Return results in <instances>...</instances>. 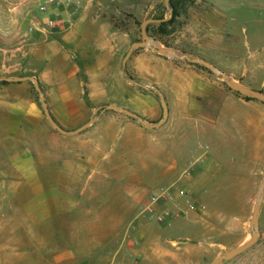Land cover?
<instances>
[{
    "label": "rangeland",
    "instance_id": "1",
    "mask_svg": "<svg viewBox=\"0 0 264 264\" xmlns=\"http://www.w3.org/2000/svg\"><path fill=\"white\" fill-rule=\"evenodd\" d=\"M42 1L0 0V28L13 22L28 33L14 39V55L0 51V77L39 79L53 118L67 131L96 121L77 135L62 134L48 121L34 82H0V264H116L123 245L144 242L143 220L137 218L141 201L169 183L172 163L183 169L195 158L168 157L160 130L116 111L101 114L102 109L146 112L147 121L155 107L159 118L147 121L155 124L164 110L150 91H160L169 107L262 103L233 91L200 65L148 48L135 50L124 71L131 45L142 40L143 21L166 19L148 27L162 47L203 58L264 93V0H173L169 8L165 0H83V13L68 29L31 33L35 19L44 15ZM24 39L30 43L26 55L18 49ZM189 190L206 211L169 226L143 221L166 252L140 264H212L251 239L260 188L246 205L228 197H235V190L216 198L209 195L217 191L197 196ZM259 230L255 246L223 264H264V201Z\"/></svg>",
    "mask_w": 264,
    "mask_h": 264
},
{
    "label": "crops",
    "instance_id": "2",
    "mask_svg": "<svg viewBox=\"0 0 264 264\" xmlns=\"http://www.w3.org/2000/svg\"><path fill=\"white\" fill-rule=\"evenodd\" d=\"M78 25L76 24L73 32L78 29ZM0 30L4 32V38L0 36L1 40L3 38L5 41V44L0 43V51L7 53L8 57L10 54L14 55L17 50L13 44L14 39L16 36L27 38L28 33L13 22ZM22 31L23 34L20 35ZM65 37L69 38V35ZM24 41L26 39L18 49L23 48V54L26 55V50L30 52V43L26 44ZM68 95L66 92V96ZM69 99L73 101L72 98ZM152 112V118H147L149 122L159 118L155 107ZM141 113L142 117L146 116V112ZM166 122L154 129L160 130V135H166L168 157L195 158L183 169L172 163V174L168 182L181 176L193 163L198 162V167L191 175L183 179V184L197 196H202L203 190L217 191L214 195H209L212 198L220 197L223 190H235V197H228L243 199L239 204L246 205L254 198L253 191L259 189L264 180L263 102L227 100L176 103L169 107V120ZM240 191L247 192L240 195ZM142 222L140 227L143 229L139 232V237L144 242L140 246L131 243L123 245L119 249L120 253L117 252L120 255L116 264H140L143 260L165 254L161 245L152 239L153 232L148 226L144 227L145 222ZM159 231L160 228H154V233ZM128 257L132 260L129 261Z\"/></svg>",
    "mask_w": 264,
    "mask_h": 264
},
{
    "label": "water",
    "instance_id": "3",
    "mask_svg": "<svg viewBox=\"0 0 264 264\" xmlns=\"http://www.w3.org/2000/svg\"><path fill=\"white\" fill-rule=\"evenodd\" d=\"M170 1L171 0H165V5L168 8L170 7ZM170 11L172 12L171 8H170ZM166 21H167L166 19H145L143 21V23L141 25L142 40L138 41V42H134L131 45V48L128 51V53L125 56L124 61H123L124 71L127 67L128 60L130 59L131 55L133 54V52L135 50L148 48V49H151L152 51H154L155 53H157L163 57H171L172 59H174L176 61L184 62V63L190 64V65H200V66L204 67L210 74H213L214 76L221 78L226 83V85L230 89H232L233 91L240 93V94H243L245 96L251 97L253 99H256V100L264 103V93L263 92L251 89L245 85L237 83L235 80L231 79L225 72L218 69L215 65H213L209 61H207L203 58H199V57H191L187 54L179 53L175 50L162 47L154 37L149 35L147 28H148L149 24H151V23H164ZM26 81L34 82V85L40 94L42 107L44 109V112L46 114L48 121L60 133L65 134V135H71V136L77 135V134L85 131L86 129H88L89 127H91L95 123L96 119H92L90 122H88L87 124H85L84 126L80 127L77 130L67 131L64 128H62L53 118V116L49 110V107L46 103V99H45L44 93L42 91L39 79H37L36 77H30V76H27V77H0V82L18 83V82H26ZM129 81L132 84L136 85L137 87H140L146 91H150V89L145 87V86H141L139 84H136L132 80H129ZM150 92L157 94L159 96L161 104L163 106L164 117L161 120V122L158 124L148 123L139 114H137V113H135L129 109H125V108L122 109V108H119V107L114 106V105H108L105 108H103L101 111V114L105 113L106 111H116V112L128 115L129 117L133 118L135 121H137L139 124H141L143 126H146V127L152 128V129L158 128L168 120V118H169V106H168V103H167L165 96L160 91L157 90V91H150ZM263 201H264V182L262 183V185L260 187V190H259V193H258V196L256 199V203L254 206V210H253L252 221H251L252 222L251 223V227H252L251 239L247 243H244V244L236 247L235 249H232L228 252H225V253L219 255L212 264H223L227 261H230V260L242 255L243 253H245L246 251H248L249 249H251L253 246H255L258 243V241L261 237V232L259 230V223H260V214H261Z\"/></svg>",
    "mask_w": 264,
    "mask_h": 264
},
{
    "label": "built area",
    "instance_id": "4",
    "mask_svg": "<svg viewBox=\"0 0 264 264\" xmlns=\"http://www.w3.org/2000/svg\"><path fill=\"white\" fill-rule=\"evenodd\" d=\"M82 2L83 0H43L39 10L44 15L35 19L30 32L68 29L83 13ZM197 167L198 162H195L181 176L150 191L139 204L137 218L158 226H169L178 219L205 212L206 206L197 203L189 188L182 185L183 179L190 176Z\"/></svg>",
    "mask_w": 264,
    "mask_h": 264
},
{
    "label": "trees",
    "instance_id": "5",
    "mask_svg": "<svg viewBox=\"0 0 264 264\" xmlns=\"http://www.w3.org/2000/svg\"><path fill=\"white\" fill-rule=\"evenodd\" d=\"M171 4L173 5V0H171ZM164 24V23H163ZM149 27V26H148ZM148 32H149V28H147Z\"/></svg>",
    "mask_w": 264,
    "mask_h": 264
}]
</instances>
